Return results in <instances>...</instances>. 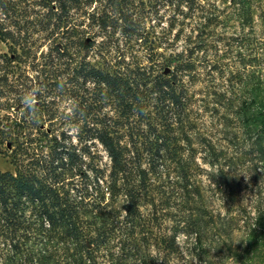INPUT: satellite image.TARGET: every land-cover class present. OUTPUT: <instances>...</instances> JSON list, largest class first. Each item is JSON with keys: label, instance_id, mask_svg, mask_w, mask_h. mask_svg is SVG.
Wrapping results in <instances>:
<instances>
[{"label": "trees", "instance_id": "trees-1", "mask_svg": "<svg viewBox=\"0 0 264 264\" xmlns=\"http://www.w3.org/2000/svg\"><path fill=\"white\" fill-rule=\"evenodd\" d=\"M94 1L0 0V44L9 50L0 58L7 63L11 112L5 123L0 121V146L7 147L15 166V171L0 170V248L4 241L13 257L26 252L30 261L25 264H59L62 256L65 264H99L98 253L116 240L112 248L126 255L137 247L136 230L146 222L141 206L151 201V176L172 166L182 189H192L196 51L206 47L202 35L217 6L156 0V6L172 10L159 35L154 26L151 31L141 26L143 10L131 0H96L100 4L91 11ZM231 3L243 16L252 15V0ZM197 17L196 41L187 37V46L179 50L180 30L173 33V27ZM117 29L125 43L112 57L108 42ZM142 46L146 51L139 56ZM15 67L19 75L10 80ZM255 73L249 83L248 76L239 80V88L251 84L248 92L254 95L241 108L258 105L246 120L264 161V73ZM33 90L36 102L27 98ZM59 97L70 100L61 123L75 127L78 143L67 130L45 125L55 118ZM191 225L198 231L196 221ZM31 240L37 250L28 246ZM169 246L173 249V241Z\"/></svg>", "mask_w": 264, "mask_h": 264}, {"label": "rangeland", "instance_id": "rangeland-1", "mask_svg": "<svg viewBox=\"0 0 264 264\" xmlns=\"http://www.w3.org/2000/svg\"><path fill=\"white\" fill-rule=\"evenodd\" d=\"M201 1L208 8L210 5L217 6V11L202 35L207 40L206 47L196 51L200 73L191 89L195 104L190 122L196 149L195 158L190 163L192 189H182L181 177L172 166L169 170L164 169L161 176H151V201L141 206L146 222L136 230L138 233L133 242L137 247L125 255L112 248L116 240L98 253L99 264H111L113 259L118 264H264V161L252 145L254 135L250 134L246 120L256 114L258 105L243 110L242 101L252 99L254 95L248 92L251 84L247 89L239 88V80L248 76L249 83L252 81L249 75L253 72L256 76L264 73L260 67L264 68V0H252L251 16H243L231 0ZM131 2L143 10L141 26L149 31L154 26L159 35H163V27L168 26L172 16L171 8L162 3L156 6V0ZM99 4L95 0L90 10ZM159 18L162 21L158 25L156 21ZM198 21L199 17L186 21L188 25L184 27L178 22L173 27V33L180 30L177 40L179 50L187 46V37L196 41L195 37L201 31L196 23ZM102 37L98 38V42ZM169 37H173L172 33ZM34 38L39 36L36 34ZM109 40L107 53L114 57L118 54L119 45L123 47L125 38L117 29ZM137 48L138 55L143 56L146 51L144 46ZM40 49L41 46L33 47L34 51ZM7 51V45L1 43L0 54ZM21 66L25 69L24 64ZM14 70L9 75L10 80L19 75L18 68ZM27 70L29 75H35V71ZM233 73L236 77L232 76ZM32 98H35L34 102L38 101L35 95ZM56 103V116L53 121L47 119L46 127L55 124L59 132L64 129L72 133L74 142L78 143L75 127L61 123L70 111V100L59 97ZM9 113L7 63L0 58L2 123L7 121ZM9 155L7 147L0 146V170L15 171ZM162 184L165 186L162 187ZM259 218H262V224H258ZM193 221H196L198 231H192ZM171 241L173 249L169 246ZM2 243L0 264H25V261H30L26 260L30 258L26 252L13 257L4 241ZM28 246L33 247V251L37 250L33 240ZM199 248L207 255L201 254ZM61 260L59 264H65L64 256Z\"/></svg>", "mask_w": 264, "mask_h": 264}, {"label": "clouds", "instance_id": "clouds-1", "mask_svg": "<svg viewBox=\"0 0 264 264\" xmlns=\"http://www.w3.org/2000/svg\"><path fill=\"white\" fill-rule=\"evenodd\" d=\"M27 95H29V96H34V93L31 92V93H28Z\"/></svg>", "mask_w": 264, "mask_h": 264}]
</instances>
